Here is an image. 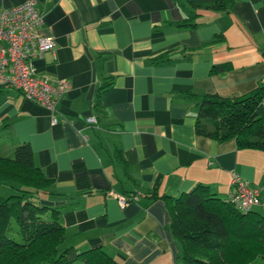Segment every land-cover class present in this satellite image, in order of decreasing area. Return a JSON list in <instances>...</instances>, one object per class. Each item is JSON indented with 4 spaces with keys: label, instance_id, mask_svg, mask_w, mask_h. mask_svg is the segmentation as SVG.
I'll return each instance as SVG.
<instances>
[{
    "label": "crops",
    "instance_id": "1",
    "mask_svg": "<svg viewBox=\"0 0 264 264\" xmlns=\"http://www.w3.org/2000/svg\"><path fill=\"white\" fill-rule=\"evenodd\" d=\"M26 1L0 0V12ZM37 8L40 34L56 48L33 61L36 74L70 89L56 112L0 89L1 152L31 147L52 181L40 201L61 211L68 247H103L121 264H183L162 197L204 184L226 200L235 174L261 190L254 210L264 213V150L199 135L191 98L241 97L264 83V0H233L228 11L189 0H37ZM133 193L138 201L121 207L117 196Z\"/></svg>",
    "mask_w": 264,
    "mask_h": 264
},
{
    "label": "trees",
    "instance_id": "2",
    "mask_svg": "<svg viewBox=\"0 0 264 264\" xmlns=\"http://www.w3.org/2000/svg\"><path fill=\"white\" fill-rule=\"evenodd\" d=\"M189 1L217 11H228L233 3ZM191 98L196 103L199 135L235 140L240 149L264 150V83L241 97ZM2 184L15 194L0 195V264H121L103 247L83 252L73 247L61 249L66 234L61 211L40 201L52 181L35 165L28 144L18 145L12 156L0 155ZM162 199L169 207L171 231L181 247L183 264H253L258 259L264 264V213L238 210L204 184L177 198Z\"/></svg>",
    "mask_w": 264,
    "mask_h": 264
},
{
    "label": "built area",
    "instance_id": "3",
    "mask_svg": "<svg viewBox=\"0 0 264 264\" xmlns=\"http://www.w3.org/2000/svg\"><path fill=\"white\" fill-rule=\"evenodd\" d=\"M44 25V17L37 8V0L5 9L0 12V89H10L20 93L50 112H56L58 99L70 89L67 81L54 83L49 77H39L33 61L53 53L55 40L42 36L40 29ZM89 125H96L95 117L87 119ZM53 125L57 120L53 119ZM234 191L228 195L227 201L241 211H250L261 206V190L250 186L238 175H233ZM141 194L133 197L117 196L121 207L138 201Z\"/></svg>",
    "mask_w": 264,
    "mask_h": 264
},
{
    "label": "rangeland",
    "instance_id": "4",
    "mask_svg": "<svg viewBox=\"0 0 264 264\" xmlns=\"http://www.w3.org/2000/svg\"><path fill=\"white\" fill-rule=\"evenodd\" d=\"M2 146H4V144L0 143V155H2L3 153L1 152V148ZM12 194H15L14 191L6 184H2L0 186V195L2 197H8ZM68 245L67 243L63 244V246L61 247V249L67 248ZM77 264H81V263H77ZM253 264H263V261L261 259H258L256 262H254Z\"/></svg>",
    "mask_w": 264,
    "mask_h": 264
}]
</instances>
